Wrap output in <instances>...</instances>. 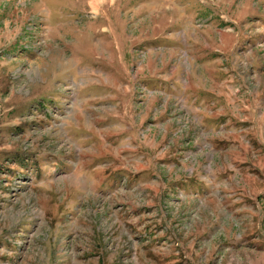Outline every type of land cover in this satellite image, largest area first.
Returning <instances> with one entry per match:
<instances>
[{"label":"rangeland","instance_id":"rangeland-1","mask_svg":"<svg viewBox=\"0 0 264 264\" xmlns=\"http://www.w3.org/2000/svg\"><path fill=\"white\" fill-rule=\"evenodd\" d=\"M0 264H264V0H0Z\"/></svg>","mask_w":264,"mask_h":264},{"label":"crops","instance_id":"crops-1","mask_svg":"<svg viewBox=\"0 0 264 264\" xmlns=\"http://www.w3.org/2000/svg\"><path fill=\"white\" fill-rule=\"evenodd\" d=\"M204 7H205V6H204ZM205 9H206V10H205L206 14H210V15H211L210 10H208L206 7H205ZM215 19L218 20V18H215ZM218 21H220V20H218ZM220 22H221V21H220ZM220 25H221V24H220ZM221 26H222V25H221ZM223 34H224V35H227V36H228V35L233 36L232 32H230V33H228V32H227V33H225V32L223 33V32H222L221 35H223ZM224 35H223V36H224ZM238 37H239V36H238ZM237 39H238V38H237ZM210 49H212V48H210ZM217 49H219V48H217ZM206 51H207V50H206ZM194 91L197 92L198 90L194 88Z\"/></svg>","mask_w":264,"mask_h":264}]
</instances>
